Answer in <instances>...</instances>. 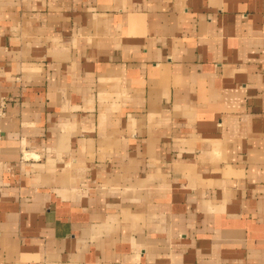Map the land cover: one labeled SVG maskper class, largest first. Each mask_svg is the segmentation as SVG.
<instances>
[{
	"label": "crops",
	"instance_id": "1",
	"mask_svg": "<svg viewBox=\"0 0 264 264\" xmlns=\"http://www.w3.org/2000/svg\"><path fill=\"white\" fill-rule=\"evenodd\" d=\"M0 264H264V0H0Z\"/></svg>",
	"mask_w": 264,
	"mask_h": 264
},
{
	"label": "rangeland",
	"instance_id": "2",
	"mask_svg": "<svg viewBox=\"0 0 264 264\" xmlns=\"http://www.w3.org/2000/svg\"><path fill=\"white\" fill-rule=\"evenodd\" d=\"M3 107L4 108V116L0 119V121L5 117V115H6V109H7V102L6 101H0V107ZM0 139H1V134H0Z\"/></svg>",
	"mask_w": 264,
	"mask_h": 264
},
{
	"label": "built area",
	"instance_id": "3",
	"mask_svg": "<svg viewBox=\"0 0 264 264\" xmlns=\"http://www.w3.org/2000/svg\"><path fill=\"white\" fill-rule=\"evenodd\" d=\"M4 108L1 106L0 107V119L4 116Z\"/></svg>",
	"mask_w": 264,
	"mask_h": 264
}]
</instances>
